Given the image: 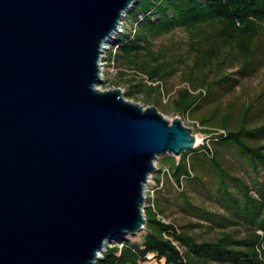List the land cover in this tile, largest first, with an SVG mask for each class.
<instances>
[{
  "label": "water",
  "instance_id": "95a60500",
  "mask_svg": "<svg viewBox=\"0 0 264 264\" xmlns=\"http://www.w3.org/2000/svg\"><path fill=\"white\" fill-rule=\"evenodd\" d=\"M138 0H0V264H96L145 224L180 118L101 91L103 46Z\"/></svg>",
  "mask_w": 264,
  "mask_h": 264
},
{
  "label": "trees",
  "instance_id": "16d2710c",
  "mask_svg": "<svg viewBox=\"0 0 264 264\" xmlns=\"http://www.w3.org/2000/svg\"><path fill=\"white\" fill-rule=\"evenodd\" d=\"M129 14L135 16L134 33L115 36L116 50L108 51L106 57L113 64L126 63L144 77L135 84L127 81L125 95L142 94L149 105L158 104L162 84L177 68L162 50L153 53L151 43L175 29L187 31L193 61L190 66L183 62L187 70L181 83L187 87L174 90L170 110L199 124L203 128L199 132L209 140L184 152L178 161L172 156L163 158L161 177L175 188L174 194L166 197L158 191L148 198L141 242L120 237L96 264H150L148 254L163 264H264V185L257 178L247 182L235 176L223 163L229 153L256 176L264 175V143L260 142L264 122L254 120L257 105L264 109V89L239 109L219 104L237 80L231 74L219 75L222 68L236 63V74L248 77L259 64L264 47V0H138ZM197 169L203 177L196 175ZM155 182V191L160 190V179ZM187 187L213 201L222 213L196 205ZM170 207L219 229L218 234L199 241L166 220ZM240 226L247 232L236 237L231 228Z\"/></svg>",
  "mask_w": 264,
  "mask_h": 264
},
{
  "label": "rangeland",
  "instance_id": "374dc122",
  "mask_svg": "<svg viewBox=\"0 0 264 264\" xmlns=\"http://www.w3.org/2000/svg\"><path fill=\"white\" fill-rule=\"evenodd\" d=\"M128 13L125 15L122 21L123 29L133 30L132 23L135 21V16L133 14L128 15ZM189 38L190 33H188L187 31L183 29H175L169 34L162 35L156 38L151 43V50L153 53L162 50L166 54V57L172 64L173 68H177L174 75L162 84L157 105H149L148 103H146L142 94H134L131 97L125 95L128 90V87L126 86L127 81H132L135 84L139 82L140 78L144 77L138 74L134 68L129 67V65L121 61L114 64H112L111 61H104L105 64L102 71L103 83H101L98 87L102 91L112 88H120L123 92L122 96L124 99L139 104L143 107L155 106L158 112L167 120L180 118L183 121V124L191 129L192 134L195 136V138H198L199 143H197L196 145L199 146L203 143H207V141L209 140L208 135L199 132V129L203 128L199 124L194 123L188 118L179 117L170 110V99L173 97L174 90L183 86L187 87L186 84L181 83V75L187 70L183 62L186 63V65L190 66L193 61L192 54L189 50ZM261 39H264V30ZM237 70L238 64L234 63L230 67H226L225 69L222 68L219 74H231L232 78L237 79L234 88H232L229 92L219 98V104L222 108L229 107L233 109H239L243 105L246 106L249 102L253 101L264 89V47L263 54L259 58V64L255 66V70L250 76L240 77L239 74H236ZM213 73L214 72L212 71V73L209 75L210 80L214 77ZM144 83L149 84L147 80H145ZM261 108L262 106L257 105V113L256 116H254V120H257L258 124L264 122V109ZM260 142L264 143V138H262ZM164 157L166 156H162L157 159L155 165L159 171L152 175V177L149 179V183L146 186L147 190L145 193L149 198H152V195H155L158 191L165 194L166 197H170V195L174 194L175 188L167 183L165 176L161 177V174L164 172V168L161 164ZM174 158L176 159V161L179 160L178 157ZM223 163L235 176L243 178L247 182H249L250 179L257 178L258 181L264 185L263 174L256 176V174H254L250 168L242 165L241 161H239L236 157L230 155L229 153L224 155ZM203 174L204 173L200 169H197V176L203 177ZM157 178H159L161 181V185H159L161 189L155 191L156 187L158 186L155 182V179ZM187 191L193 198L196 205L204 207L212 212L222 213V210L213 201L199 196L198 194L194 193L189 187H187ZM144 205H146V201L144 202ZM166 220L182 227L183 231L188 232L192 236H195L199 241L213 238L219 232V229H214L210 227L209 224L198 222L193 218L185 217L174 207H170L167 210ZM231 231L235 232L236 237H243L247 232L245 226L232 227ZM142 235L143 233L140 232L135 236L126 237H128V239H130V241L132 242L140 243Z\"/></svg>",
  "mask_w": 264,
  "mask_h": 264
},
{
  "label": "built area",
  "instance_id": "2783aa9c",
  "mask_svg": "<svg viewBox=\"0 0 264 264\" xmlns=\"http://www.w3.org/2000/svg\"><path fill=\"white\" fill-rule=\"evenodd\" d=\"M125 17V16H124ZM123 17V18H124ZM123 18H122V20H121V22L119 23V25H118V28H117V30H116V32H115V34H114V36L111 38V40L107 43V44H105L104 46H103V49H102V53H101V56H100V58H101V62H100V77H101V79L103 80V74H102V71H103V66H104V61H106V62H108L107 61V53L106 52H108V51H110V49H112V51L113 52H115V50H116V47H113V44H114V39H115V36H117V35H121V34H125V33H127V32H131L132 34L134 33V27H132V29L133 30H124L123 29V23H122V21H123ZM106 50H108V51H106ZM106 59V60H105ZM112 64H113V62H111ZM107 64V63H106ZM99 88V87H98ZM109 90V89H108ZM102 91V90H101ZM151 178V177H150ZM148 183H149V181H148ZM146 188H145V191H144V196H145V201H147V199L149 198V197H147L146 196ZM153 193V192H152ZM164 222H167V221H165V220H163ZM116 244H118V241H115V242H112V243H108V244H106V247H105V250H104V252L100 255V258H99V260L103 257V255H104V253L106 252V249L107 248H112L113 246H115ZM119 248H121V245H119ZM98 260V261H99ZM147 260L149 261V263L150 264H163V260H161L160 262H157L154 258H153V255H151V254H148L147 255Z\"/></svg>",
  "mask_w": 264,
  "mask_h": 264
},
{
  "label": "bare ground",
  "instance_id": "6f19581e",
  "mask_svg": "<svg viewBox=\"0 0 264 264\" xmlns=\"http://www.w3.org/2000/svg\"><path fill=\"white\" fill-rule=\"evenodd\" d=\"M197 143H199V142H198V138H196V144H197Z\"/></svg>",
  "mask_w": 264,
  "mask_h": 264
}]
</instances>
